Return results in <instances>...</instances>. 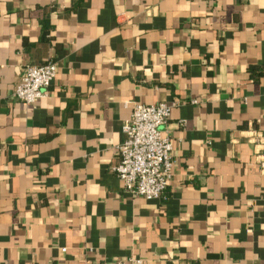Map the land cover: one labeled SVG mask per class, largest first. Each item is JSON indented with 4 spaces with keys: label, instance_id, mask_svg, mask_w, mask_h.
<instances>
[{
    "label": "crops",
    "instance_id": "obj_1",
    "mask_svg": "<svg viewBox=\"0 0 264 264\" xmlns=\"http://www.w3.org/2000/svg\"><path fill=\"white\" fill-rule=\"evenodd\" d=\"M161 102L172 175L134 198L116 148ZM263 130L264 0H0V264H264Z\"/></svg>",
    "mask_w": 264,
    "mask_h": 264
},
{
    "label": "built area",
    "instance_id": "obj_2",
    "mask_svg": "<svg viewBox=\"0 0 264 264\" xmlns=\"http://www.w3.org/2000/svg\"><path fill=\"white\" fill-rule=\"evenodd\" d=\"M57 66L27 64L12 99L25 104H35L47 95V89L55 79ZM172 105L167 103H135L129 120L122 127L124 139L117 146L118 162L113 167L123 184V190L131 197L145 200L165 198L167 182L172 175V142L163 136L159 127L167 122ZM254 133V132H252ZM264 139V130L258 134ZM106 264H142L139 258Z\"/></svg>",
    "mask_w": 264,
    "mask_h": 264
},
{
    "label": "trees",
    "instance_id": "obj_3",
    "mask_svg": "<svg viewBox=\"0 0 264 264\" xmlns=\"http://www.w3.org/2000/svg\"><path fill=\"white\" fill-rule=\"evenodd\" d=\"M251 70H252L251 72H252V73H253V75H254V70H255V68H251Z\"/></svg>",
    "mask_w": 264,
    "mask_h": 264
}]
</instances>
